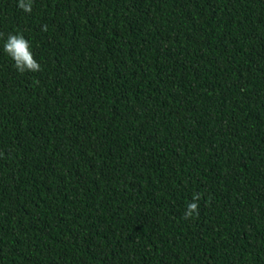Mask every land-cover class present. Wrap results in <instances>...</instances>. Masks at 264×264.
I'll use <instances>...</instances> for the list:
<instances>
[{"label": "trees", "instance_id": "16d2710c", "mask_svg": "<svg viewBox=\"0 0 264 264\" xmlns=\"http://www.w3.org/2000/svg\"><path fill=\"white\" fill-rule=\"evenodd\" d=\"M18 3L0 0V264H264V0Z\"/></svg>", "mask_w": 264, "mask_h": 264}, {"label": "clouds", "instance_id": "9594fccd", "mask_svg": "<svg viewBox=\"0 0 264 264\" xmlns=\"http://www.w3.org/2000/svg\"><path fill=\"white\" fill-rule=\"evenodd\" d=\"M33 0H19L18 7L27 12L32 11ZM44 26L43 30H46ZM3 51L14 61V67L21 74L25 72H39L41 65L34 58L31 44L21 33H9L3 44ZM201 199L199 194H194L192 202H189L184 212V219L199 216V204Z\"/></svg>", "mask_w": 264, "mask_h": 264}]
</instances>
